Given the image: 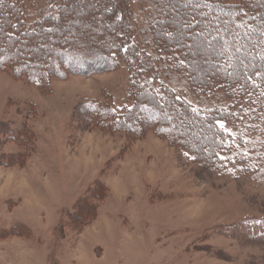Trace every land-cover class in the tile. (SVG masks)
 I'll use <instances>...</instances> for the list:
<instances>
[{"label":"rangeland","instance_id":"374dc122","mask_svg":"<svg viewBox=\"0 0 264 264\" xmlns=\"http://www.w3.org/2000/svg\"><path fill=\"white\" fill-rule=\"evenodd\" d=\"M82 17L70 28H85ZM17 26L4 18L0 23L3 57L26 58L33 49L21 43L25 30ZM204 27L190 29L183 48L189 56L182 62L193 68L183 69L199 79L210 76L212 62L222 69L229 63V57L215 60L227 43L214 29L204 35ZM242 47V61L259 62L254 48ZM145 60L128 56L112 71L68 73L50 79L45 92L0 70V264H264V179L217 178L193 164L179 143L148 127L141 134L133 125L123 137L85 118L82 106L89 100L129 104V63ZM168 85L173 102L183 95L210 109L223 101L197 96L185 76H173ZM146 112L138 111L142 124L151 120ZM199 119L179 117L178 126L189 127L183 146L210 161L217 135Z\"/></svg>","mask_w":264,"mask_h":264},{"label":"trees","instance_id":"16d2710c","mask_svg":"<svg viewBox=\"0 0 264 264\" xmlns=\"http://www.w3.org/2000/svg\"><path fill=\"white\" fill-rule=\"evenodd\" d=\"M27 1L0 0V23L3 18L8 23L12 21L16 30L17 23H22L25 32L21 43L33 47L22 59L3 57L0 51V70H10L14 77L45 92L50 79L68 73L112 71L128 56L135 60L138 55L146 56L144 62L128 66L132 86L129 98L133 102L121 106L89 100L83 104L85 118L92 127L123 137L134 132L133 125L141 130L148 127L162 138L179 143L181 152L189 154L193 164L212 176L264 179V0H189L184 9L183 0ZM183 10L187 11L184 19ZM82 16L89 24L79 31L70 28L80 25ZM199 24L205 26L204 35L214 29L217 37L227 43V51L222 49L220 58L213 60L229 57L224 69L210 62V76H202V80L189 74L193 69L190 62H182L184 55L189 56L183 51L191 37L189 30ZM12 37L13 33L9 35L11 41ZM79 41V47L74 46ZM235 41H239L238 47ZM242 46L254 48L259 53L254 59L259 62L242 61L240 58L246 54ZM31 62L38 65H30ZM59 62L65 66L53 73L52 68ZM173 76L190 79V91L197 96H216L223 101L210 109L193 106L183 95L173 102L168 88ZM197 81L203 84H195ZM143 108H147L144 115L152 120L149 123L137 120L138 111ZM161 112L164 117L157 119ZM182 115L200 118L214 129L217 140L211 138L214 141L209 150L210 161H201L191 152L193 149L183 146V132L188 126H178ZM24 131L21 128L17 133L18 140L25 138L21 136ZM256 133L254 139L258 140L252 137ZM9 134L6 132V137L12 135ZM178 137L181 140L175 139Z\"/></svg>","mask_w":264,"mask_h":264},{"label":"snow or ice","instance_id":"6c2138e0","mask_svg":"<svg viewBox=\"0 0 264 264\" xmlns=\"http://www.w3.org/2000/svg\"><path fill=\"white\" fill-rule=\"evenodd\" d=\"M119 18V17H118ZM221 127H224V125L223 124H221ZM185 155H187V153H185ZM192 159H195V157H192Z\"/></svg>","mask_w":264,"mask_h":264}]
</instances>
